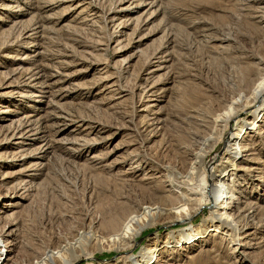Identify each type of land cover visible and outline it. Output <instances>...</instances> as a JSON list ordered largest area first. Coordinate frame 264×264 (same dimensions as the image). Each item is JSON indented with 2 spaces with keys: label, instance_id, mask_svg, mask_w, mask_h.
<instances>
[{
  "label": "rangeland",
  "instance_id": "rangeland-1",
  "mask_svg": "<svg viewBox=\"0 0 264 264\" xmlns=\"http://www.w3.org/2000/svg\"><path fill=\"white\" fill-rule=\"evenodd\" d=\"M0 264H264V0H0Z\"/></svg>",
  "mask_w": 264,
  "mask_h": 264
},
{
  "label": "bare ground",
  "instance_id": "bare-ground-1",
  "mask_svg": "<svg viewBox=\"0 0 264 264\" xmlns=\"http://www.w3.org/2000/svg\"><path fill=\"white\" fill-rule=\"evenodd\" d=\"M225 196H226V194H223L221 197L224 198ZM223 206H224V205H223ZM221 208H222V207H221ZM236 230H237V229H236ZM242 230H243V229H240V230H238V231L241 232ZM238 231H237V232H238ZM241 234H242V233H241Z\"/></svg>",
  "mask_w": 264,
  "mask_h": 264
}]
</instances>
